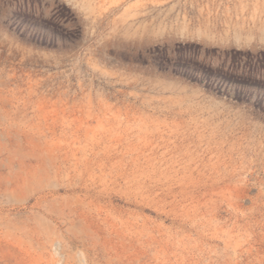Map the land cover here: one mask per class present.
Listing matches in <instances>:
<instances>
[{"label": "rangeland", "instance_id": "rangeland-1", "mask_svg": "<svg viewBox=\"0 0 264 264\" xmlns=\"http://www.w3.org/2000/svg\"><path fill=\"white\" fill-rule=\"evenodd\" d=\"M0 264H264V0H0Z\"/></svg>", "mask_w": 264, "mask_h": 264}]
</instances>
